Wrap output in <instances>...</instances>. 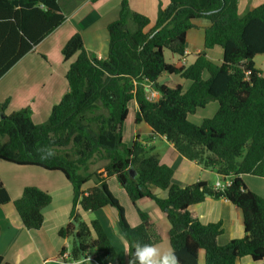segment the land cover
I'll use <instances>...</instances> for the list:
<instances>
[{"label":"trees","instance_id":"trees-1","mask_svg":"<svg viewBox=\"0 0 264 264\" xmlns=\"http://www.w3.org/2000/svg\"><path fill=\"white\" fill-rule=\"evenodd\" d=\"M168 2L167 8H159L153 29L146 32L150 19L133 12L129 0H123L119 19L108 26L105 60L91 56L81 35L75 34L62 50L65 60L77 56L66 75L69 92L45 123L35 124L29 108L7 116L6 104L0 105V160L60 172L71 183V222L59 235L73 238L75 261L96 251L98 264H122L101 223H87L77 207L85 212L116 210L128 240V261L137 242L159 244L157 226L137 207L147 199L165 214L171 249L180 264H198L201 250L206 264H238L246 257L261 262L264 198L249 190L243 177L264 178V77L255 67V58L264 55V4L241 16L240 0ZM197 19L211 22L205 31V52L188 67L167 63L165 51L186 56L187 33ZM64 22L59 0H0V79ZM215 48L223 50L221 63L207 56ZM163 74L178 75L191 85L184 89L159 84ZM146 86L160 94L158 101L148 98ZM133 101L138 105L136 124L146 123L153 135L166 137L182 157L216 172L223 182L230 179L231 185L222 190L205 182L180 187L172 182L173 169L161 163L140 137L127 147L123 126ZM212 102L219 105L215 115L200 125L192 123L190 117ZM44 147L54 148L57 155L42 160L37 150ZM95 161L105 163L103 172H90ZM112 177L136 207L137 227L129 224L125 208L110 191ZM91 182L94 186L87 188ZM154 189L167 190L168 198H158ZM209 198L226 199L241 210L243 238L219 245L222 223L204 225L191 212ZM10 202L9 192L0 183V206ZM51 202L49 193L27 187L14 205L24 227L37 231L44 223L43 209Z\"/></svg>","mask_w":264,"mask_h":264},{"label":"crops","instance_id":"crops-1","mask_svg":"<svg viewBox=\"0 0 264 264\" xmlns=\"http://www.w3.org/2000/svg\"><path fill=\"white\" fill-rule=\"evenodd\" d=\"M122 1L59 0L65 22L0 79V105L6 104L4 113L9 116L29 108L35 124L45 123L53 108L69 92L66 75L77 56L65 60L62 55L64 46L75 34H80L85 49L91 56L99 60L107 59L110 44L108 26L119 19ZM263 4L264 0H240L239 14L243 16L248 10ZM129 5L133 12L150 19L151 24L146 29V32H149L155 26L159 8H167L169 2L168 0H129ZM193 24L195 27L187 33L186 56L180 58L165 51L167 63L188 67L195 63L199 54L205 52V31L211 26V22L207 19H197ZM207 56L212 61L221 63L223 50L215 48L207 51ZM255 67L264 77V55L255 58ZM158 83L171 87L182 85L184 89H188L191 85L190 82L185 85L184 79L178 75L168 74L161 75ZM146 88L149 89L146 90L148 98L151 94L153 101L160 99L158 92L152 90L150 86ZM134 103L136 104V107L134 106L136 116L138 105L136 101ZM211 105H215L211 108L215 114L218 107L213 102L205 109H200L201 112L206 113ZM198 113L199 111L195 115L197 116ZM1 117L0 112V120ZM203 120L204 118L202 122ZM134 136L140 137L148 147L153 149V152L159 155L161 163L173 169V184L188 187L198 182H205L212 186L218 182L224 183L222 177L216 172L206 170L196 162L182 157L166 137L153 135L151 127L146 123L136 129ZM243 181L249 190L264 198V178L246 175ZM0 183L5 186L11 198L10 203L0 206V256L3 257V264H61L59 258L62 250L66 248V252L71 253L68 248L70 239L73 240L62 238L59 235L60 230L71 222L74 206V190L65 175L38 167H18L0 160ZM92 186L94 182L87 188ZM119 186L115 184L112 189L109 185L110 191L125 208L129 224L137 227L140 224L137 209L125 190ZM27 187H37L52 197L51 204L43 209V226L37 231L27 230L24 227L14 205ZM154 193L160 199L168 198L167 190L154 189ZM137 207L148 213L152 222L157 226L162 238L157 246L162 249L171 248L170 225L156 203L144 199L137 203ZM77 212L84 221L98 220L101 223L122 264H128V240L120 228L116 210L105 207L96 212H85L77 207ZM191 212L204 225L222 223L224 232L218 238L221 246L245 236L241 210L226 199L209 198L202 204L192 207ZM95 257L96 251H91L87 258L83 259V264H98ZM198 264H206L204 250L199 252ZM238 264H264V260L254 262L246 257Z\"/></svg>","mask_w":264,"mask_h":264},{"label":"clouds","instance_id":"clouds-1","mask_svg":"<svg viewBox=\"0 0 264 264\" xmlns=\"http://www.w3.org/2000/svg\"><path fill=\"white\" fill-rule=\"evenodd\" d=\"M42 160L54 158L57 152L52 147L39 148ZM128 264H180L174 249H162L155 244H135V251L130 255Z\"/></svg>","mask_w":264,"mask_h":264},{"label":"rangeland","instance_id":"rangeland-1","mask_svg":"<svg viewBox=\"0 0 264 264\" xmlns=\"http://www.w3.org/2000/svg\"><path fill=\"white\" fill-rule=\"evenodd\" d=\"M184 83H185V85H188L189 82L184 80ZM149 98L154 100V98L152 97L151 94H149ZM213 104H216V106L219 107L217 102H213ZM130 105H131L130 106V113H129V116H128L124 126H123V143L127 147H130L133 144L134 140L136 139V137L134 136L136 129L141 128L144 125V123L136 124V122H135V110L136 109L134 110V106L136 107V104L133 101L132 104H130ZM212 106H215V105H211L210 107H208L207 108L208 111H206V113L205 112L203 113V112H201V110H199V113L197 116L196 115L191 116L190 117L191 122L197 125V124L202 123V118L207 119V118L213 117L215 114H214V110L211 109ZM9 164H11V163H9ZM104 165H105V163L102 161H95V163L92 166H90V170H91L90 172L101 173V172H103L102 168L104 167ZM18 167H20V166H18ZM91 184H92V182L89 184V186ZM108 184L111 185L112 189H113L115 184H117V186H119V183H118L116 177L110 178V180H108ZM89 216H91V215L89 214ZM91 221H93V220H90L88 222L86 221V222L90 223ZM70 238H72V237H70ZM72 243H73V240L70 239V244H69V248H68L69 250H72V247H73Z\"/></svg>","mask_w":264,"mask_h":264},{"label":"built area","instance_id":"built-area-1","mask_svg":"<svg viewBox=\"0 0 264 264\" xmlns=\"http://www.w3.org/2000/svg\"><path fill=\"white\" fill-rule=\"evenodd\" d=\"M230 185H231V180L228 179L224 183L218 182L217 184H215V188L222 190L223 188L228 187ZM59 259L61 261V264H83L84 263L83 260L81 261L73 260L71 257V253H67V252L62 253Z\"/></svg>","mask_w":264,"mask_h":264},{"label":"water","instance_id":"water-1","mask_svg":"<svg viewBox=\"0 0 264 264\" xmlns=\"http://www.w3.org/2000/svg\"><path fill=\"white\" fill-rule=\"evenodd\" d=\"M168 23H169V21H167L165 24H163V26H161V27L158 29V31H160V30H162L164 27H166V26L168 25ZM146 90L148 91L149 89L146 88ZM1 118H3V117H1Z\"/></svg>","mask_w":264,"mask_h":264}]
</instances>
